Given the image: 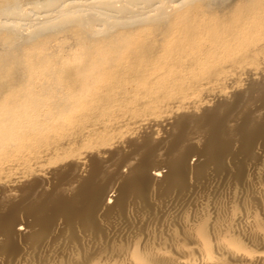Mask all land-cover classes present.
Wrapping results in <instances>:
<instances>
[{"label":"bare ground","instance_id":"obj_1","mask_svg":"<svg viewBox=\"0 0 264 264\" xmlns=\"http://www.w3.org/2000/svg\"><path fill=\"white\" fill-rule=\"evenodd\" d=\"M6 2L0 264H264V0Z\"/></svg>","mask_w":264,"mask_h":264},{"label":"rangeland","instance_id":"obj_2","mask_svg":"<svg viewBox=\"0 0 264 264\" xmlns=\"http://www.w3.org/2000/svg\"><path fill=\"white\" fill-rule=\"evenodd\" d=\"M22 3H29L30 0H20ZM5 4H7L6 0H0V6H5ZM1 31V34H5V33H8L7 31H5L4 29L3 30H0ZM10 47H21V48H24L25 47V42L22 38H18V39H15L13 40L12 44L10 45ZM13 48V49H14Z\"/></svg>","mask_w":264,"mask_h":264}]
</instances>
